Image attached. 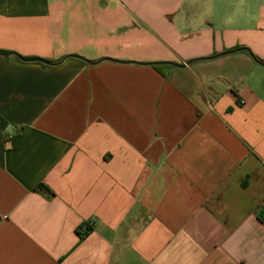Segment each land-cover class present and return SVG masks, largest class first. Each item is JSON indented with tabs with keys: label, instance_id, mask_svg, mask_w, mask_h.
I'll return each mask as SVG.
<instances>
[{
	"label": "crops",
	"instance_id": "crops-1",
	"mask_svg": "<svg viewBox=\"0 0 264 264\" xmlns=\"http://www.w3.org/2000/svg\"><path fill=\"white\" fill-rule=\"evenodd\" d=\"M0 49V264H264V0H0Z\"/></svg>",
	"mask_w": 264,
	"mask_h": 264
},
{
	"label": "trees",
	"instance_id": "trees-1",
	"mask_svg": "<svg viewBox=\"0 0 264 264\" xmlns=\"http://www.w3.org/2000/svg\"><path fill=\"white\" fill-rule=\"evenodd\" d=\"M8 53H10V51L0 49V54H8ZM24 58L27 59V60L37 59V58H35V57H24ZM43 60H44V59H43ZM45 61H47V62H51L50 60H45ZM157 67H158V68H159V69L165 74L164 66L157 65ZM80 229H81V230H79V234H80L81 236H83L86 232H84V231H82V230H83V229H84V230H87V228L81 227Z\"/></svg>",
	"mask_w": 264,
	"mask_h": 264
},
{
	"label": "built area",
	"instance_id": "built-area-1",
	"mask_svg": "<svg viewBox=\"0 0 264 264\" xmlns=\"http://www.w3.org/2000/svg\"><path fill=\"white\" fill-rule=\"evenodd\" d=\"M9 138H11L12 136L10 134L7 135Z\"/></svg>",
	"mask_w": 264,
	"mask_h": 264
}]
</instances>
